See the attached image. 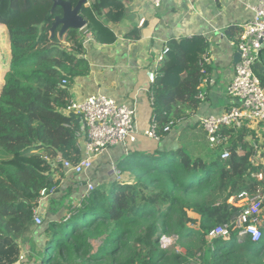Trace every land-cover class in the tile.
I'll return each instance as SVG.
<instances>
[{
	"label": "trees",
	"instance_id": "1",
	"mask_svg": "<svg viewBox=\"0 0 264 264\" xmlns=\"http://www.w3.org/2000/svg\"><path fill=\"white\" fill-rule=\"evenodd\" d=\"M62 1L73 9L81 0ZM127 1L85 0L80 9L85 27L61 33V24L52 30L62 17L53 0H0L10 53L0 89V264H16L29 235L43 237L31 256L34 264H264V231L258 242L240 237L237 209L228 203L242 190L264 192V184L252 178L262 167L251 165L243 134L232 138L227 128L220 130L230 151L226 159L201 154L198 130L186 127L178 132L176 151H136L119 165L133 176L132 184L95 189L71 212L75 202L58 195L63 174L57 158L73 163L81 158L78 120L63 110L74 81L90 72L84 37L99 45L114 43L108 24L123 20ZM167 48L152 85V116L162 139L165 126L171 123L173 129L196 111L200 81L210 70L200 64L210 56L203 37L174 39ZM261 140L264 148V135ZM44 189L53 190L43 212L50 217L36 226L33 213ZM259 218L264 222V203ZM222 225L230 226L228 237L209 243L208 233ZM162 235L186 241L184 253L160 248Z\"/></svg>",
	"mask_w": 264,
	"mask_h": 264
},
{
	"label": "crops",
	"instance_id": "2",
	"mask_svg": "<svg viewBox=\"0 0 264 264\" xmlns=\"http://www.w3.org/2000/svg\"><path fill=\"white\" fill-rule=\"evenodd\" d=\"M255 1L162 0L159 8H153L145 0H129L125 3L123 20L108 24L110 31L116 37L114 43L99 45L91 36H85L84 53L90 66V72L87 76L74 81L70 89V98L80 101L92 95L102 94L119 104L133 108L136 115V142L126 143L127 146L125 144L102 152L93 160L90 170L83 175L69 174L62 169L63 176L58 189L68 187V191L75 192V195L80 194L79 200L81 201L85 196L88 183L92 184L95 189L104 191H108L114 184H117L114 176L116 168L121 172L120 180L133 183V176L128 171L121 170L119 165L131 159L132 153L136 151L141 155L154 154L156 151L164 153L176 151L180 148L178 132L186 127H196L198 130L200 138L195 142L201 154L215 153L216 156H221L227 150L226 137L223 136L224 142L220 135L221 145L217 148L211 147L201 126V120L209 116H220L234 104L226 96V88L237 63L234 61V56L242 34L241 27L250 17L247 5ZM193 36L203 37L210 45V70L206 77L202 78L204 81L198 88V92L206 93V98L202 102L197 99L196 111L189 114V117H182L176 127L171 128L163 139L160 137V140L156 142L144 135L152 121L155 120L152 116L153 83L150 81V76L154 74L156 78L158 69L164 60L158 61L157 59L171 40L190 39ZM4 37H7L6 28L0 25V41L3 43ZM4 55L8 57L9 51L8 55L6 53ZM254 69L257 75L264 78V48L259 51V60L255 63ZM255 127V125L245 124L239 130L228 127H223L222 130L224 128L232 130L230 132L232 138L243 134L244 141L252 150L251 158H254L253 145L263 142L259 138V130ZM203 136H205V141H203ZM77 144L82 157V137L78 139ZM259 158V153H256L254 159L258 162ZM47 206L46 201L42 213ZM188 216L196 223L200 221V217L194 213L188 212ZM263 225L262 221L261 226ZM260 228L262 230V227ZM35 237L29 235L22 240L21 255L24 259L16 264H34L31 256L34 251L39 252L43 238L40 235L38 238Z\"/></svg>",
	"mask_w": 264,
	"mask_h": 264
},
{
	"label": "built area",
	"instance_id": "3",
	"mask_svg": "<svg viewBox=\"0 0 264 264\" xmlns=\"http://www.w3.org/2000/svg\"><path fill=\"white\" fill-rule=\"evenodd\" d=\"M145 1L153 8H159L162 3V0ZM247 9L250 11V17L241 27L242 34L237 44L240 58L234 66L231 80L226 88V96L234 104L220 116H209L201 120V126L209 144L214 148L221 145L220 130L223 127L239 130L245 124L255 125L256 130H259V138L262 139L264 135V87L254 69L255 63L259 60V51L264 48V0H256L254 3L248 4ZM167 52L168 48L165 46L157 60H163ZM210 62V57L206 56L200 61V64L209 65ZM150 77L151 83H154V74ZM203 81L204 79L200 81L199 86ZM62 84H66V82L63 80ZM205 98L206 93L199 91L197 99L202 102ZM63 112L65 115H74L77 118L79 127L76 136L83 138L82 157L78 162L73 163L60 157L56 160V165L60 164L66 173L83 175L90 170L93 160L102 152L126 143L134 144L136 142L135 110L117 103L110 97L97 94L80 101L71 97ZM170 124L163 128L164 133L170 132ZM157 130L158 125L153 120L144 135L158 142L160 136ZM259 146L258 142L253 145L255 157L256 153L260 155L258 162L256 161L258 158L254 159V157L251 158L250 163L256 167H262V170L252 174V178L264 184V148ZM229 155L230 152L226 150L220 158L226 159ZM54 165L55 163L52 164V167ZM114 176L117 184H132L120 180L121 172L117 168L114 170ZM93 190H95L94 186L88 183L84 198H87ZM51 194H53V190L48 192L44 189L40 193L41 199L33 213V221L36 226L42 224V208L44 209ZM228 203L237 209L234 221L236 228L241 230L239 236L249 237L253 242H258L262 236L260 228L262 221L259 214L263 210L264 192L251 193L248 190H242L230 198ZM229 227V225H222L213 228L207 235L208 242L228 237ZM160 238L165 240L164 235ZM165 248L162 247V249ZM23 259L24 257L21 255L19 261Z\"/></svg>",
	"mask_w": 264,
	"mask_h": 264
},
{
	"label": "rangeland",
	"instance_id": "4",
	"mask_svg": "<svg viewBox=\"0 0 264 264\" xmlns=\"http://www.w3.org/2000/svg\"><path fill=\"white\" fill-rule=\"evenodd\" d=\"M3 26V25H2ZM83 29V28H82ZM3 37V36H2ZM6 40V41H5ZM3 41H0V89H1V86L3 84V79H2V76L4 77V74L6 72V66L8 65V62H9V59H10V55H8V51H9V42H8V38L7 37H4L3 38ZM4 53H6L8 55V57H6V55H4ZM10 54V53H9ZM206 77V76H204ZM2 79V80H1ZM41 155V154H40ZM68 186V185H66ZM61 188V187H59ZM96 188H99V187H96ZM59 196L61 195H64L66 197H68V201H73L75 202L73 205H72V208L69 210L71 212V210L73 209H77L79 207H81V205H76V203H79L80 202V194L79 193H76L75 195V192H72V191H68V187L67 188H62V189H59ZM79 200V201H78ZM52 203V202H51ZM50 204V203H49ZM49 204L48 206L46 207L45 210H47L49 208ZM55 205L56 207H59L60 204L57 202H55ZM51 208L54 207V203H52L51 205ZM78 206V207H76ZM44 210V211H45ZM49 212V211H48ZM60 212V211H59ZM65 212H63L64 214ZM61 214V213H60ZM50 217V214L47 213L46 211V214L44 215V217ZM66 218L69 216V212L67 211L64 215ZM43 217V213H42V220L44 221L45 218ZM192 225V224H191ZM191 228H194V229H197L196 226H190ZM262 227V230L264 231V225L261 226ZM167 237V238H166ZM187 244L186 241L184 242H180V243H176V238L175 237H168V236H165V240H162L161 238H159V247L162 248V247H167L165 249H168V251L171 253V254H182L184 253V246Z\"/></svg>",
	"mask_w": 264,
	"mask_h": 264
},
{
	"label": "water",
	"instance_id": "5",
	"mask_svg": "<svg viewBox=\"0 0 264 264\" xmlns=\"http://www.w3.org/2000/svg\"><path fill=\"white\" fill-rule=\"evenodd\" d=\"M55 5H59L62 8V17L56 18L55 22L53 23L52 30L54 28L61 24V33H63L68 28L73 29H82L85 27V21L80 16V9L82 2L85 0H81L75 8H71L68 1H62V0H53ZM240 58L239 51L237 50L234 61L238 62Z\"/></svg>",
	"mask_w": 264,
	"mask_h": 264
}]
</instances>
